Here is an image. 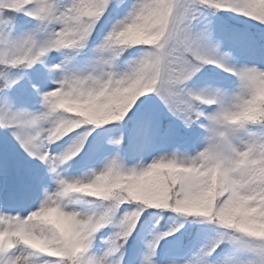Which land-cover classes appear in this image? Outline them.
Wrapping results in <instances>:
<instances>
[{"label":"snow or ice","instance_id":"obj_1","mask_svg":"<svg viewBox=\"0 0 264 264\" xmlns=\"http://www.w3.org/2000/svg\"><path fill=\"white\" fill-rule=\"evenodd\" d=\"M83 3L84 0H0V39H5L13 47L30 44L39 51V55L26 61L27 67L16 58L7 55L0 57V128L10 132L31 159L46 165L47 173L50 174L39 176L30 168L23 169L25 192H30L34 185L39 186L43 188L42 198L37 195L24 206L20 203L23 196H14L0 203V233L9 234L6 243L0 245V264H37L34 257L40 255L46 257L40 264H220L221 260L213 261L212 256L222 245L230 248L223 264H236L237 260L247 261V264H264V243L256 242L240 232L226 239L225 233L233 230L221 224L218 225L231 231L215 230V238L188 258H184L186 254L182 253V241L176 239V234L181 232L186 223L196 222L188 220L189 217L208 220L207 216L213 211L217 215L226 212L256 215L264 211V205L260 202L264 194L257 192L246 194L244 202L236 207H232L233 200L229 197L213 202L207 213L202 212L207 206L206 201L194 203L191 209L182 208L181 205L188 201L189 188L200 177L180 175L176 170L182 165H199L209 158L211 164L224 169L226 164L234 166L244 156L260 155L259 150L264 147V121L233 123L230 117L255 100L258 80L260 74L264 73V67L228 63L229 53L221 52L209 27L188 28L184 25L202 9L235 13L251 10L255 20L264 23V8L257 7L255 0H224L223 3L221 0H194V6L185 0H176L181 11L176 19L177 27L169 40L177 70L166 72L161 78L144 84L135 96L121 100V118L94 119L83 125L101 127L117 123L127 125L135 121L138 134L129 142V155L141 161L149 156L152 159L146 164L142 162L127 167L120 155L124 136L108 141L116 146V153L108 156L105 143L100 138L101 133L95 128L79 127L61 139H55L51 132L58 122L57 115L77 119L71 113L76 112L80 105H87L90 110H94L110 102L116 92L115 86L122 78H127L126 73L117 72L115 68L124 66L117 64V58L120 60L128 49L122 55L117 53L111 61L104 60L102 56L90 61L76 60L74 63L65 59L53 64L52 70L35 72L34 77L23 71L36 64L47 68L43 58L54 50L71 49L61 47V40ZM133 9L134 0H110L99 23L91 30L88 41L94 32L104 36L116 22H127ZM137 46L146 47L137 48L134 55L130 53L133 57H139L149 47ZM208 65L235 76L239 87L228 93L211 83L201 84L198 76ZM25 76H28L30 83L35 78L40 84L38 88L32 85L36 91L28 96L14 87ZM50 81L55 87L50 86ZM56 89L72 97L77 107L61 113L59 109L67 107L68 102L57 104L54 101ZM150 101L158 103L153 106ZM35 104H39L35 110L27 107ZM161 108L186 130L202 128L204 151H197L195 156L187 152L178 155L175 151L161 154L169 144L176 143L178 135L172 124H168L162 136L158 135L159 129L165 124V118L158 110ZM249 125H258L260 131H249ZM111 130L102 129L103 132ZM190 139L194 143L199 142L201 136L198 133ZM53 145L60 150H54ZM70 145H76L78 149L71 159L68 158ZM84 154H89L102 166L92 167L90 175L83 177L66 178L61 175L63 165L70 161L78 163L77 158L82 160ZM113 171H118L127 187L112 188L103 193L105 199L100 201L101 206L97 211L67 210L65 201L71 196L66 191L68 186L83 183L86 176L95 180ZM47 180L55 181V190L49 191L44 186ZM47 208L58 209V214L45 216L35 222L29 219L30 214ZM167 210L181 214L185 219L162 229L160 220ZM21 211L27 212V215H21ZM189 212L202 214H187ZM153 217L159 219L155 220L147 236H141L142 226ZM86 220H90L89 226L79 236V247L74 248L77 238L73 221ZM101 222L106 226L101 227ZM40 225L42 228L37 231ZM21 227H26L40 237V243L29 246L13 239L11 234ZM169 237L176 240L175 250L162 253V241L166 242ZM53 244L61 245L62 250L52 247ZM169 256L173 258H167Z\"/></svg>","mask_w":264,"mask_h":264},{"label":"clouds","instance_id":"obj_2","mask_svg":"<svg viewBox=\"0 0 264 264\" xmlns=\"http://www.w3.org/2000/svg\"><path fill=\"white\" fill-rule=\"evenodd\" d=\"M108 2L110 0H84L72 26L63 35L60 46L71 49L87 47L91 30L99 23L100 18L106 11ZM185 2L194 6V0H185ZM223 2L224 0H221V3ZM255 5L264 8V0H255ZM180 11L181 9L176 5V0H134V9L130 12L127 22L118 21L105 33L99 43L92 49L93 58L102 56L104 60L111 61L117 53L122 55L124 51L137 45H148V49L139 57H132L125 61L123 67L118 66L115 68L117 72L126 73L127 78H122L115 86L116 92L110 98L108 104L94 110H90L87 105H80L76 112L71 113V115L78 117L77 119H68L57 115L58 122L54 126L51 135L55 139H61L94 119L121 118V100L135 96L144 84L161 78L166 72L176 71L177 61L169 36L177 27L176 19L180 15ZM237 14L255 19L251 10ZM194 21H197L196 14H193V18L189 19L184 26L195 28ZM5 55L18 59L20 64L27 67L26 61L39 55V51L30 44L13 47L5 39H0V57ZM118 61L119 57L117 58V64ZM237 87H239V84ZM53 99L57 104L64 101L68 102L67 107L59 109L61 113L67 112L69 108L77 107L73 98L62 93L60 89L55 90ZM230 120L233 123L264 121V73L260 74L255 100L243 109L234 112ZM77 150L76 145H70L68 158L71 159L76 155ZM199 151L202 152L204 149L202 148ZM259 152V156H244L234 166L226 164L224 169L211 164V158L199 165L180 166L176 169L180 175L187 174L200 177L199 181L189 188L188 201L182 204L181 207L191 209L194 203L206 201L207 206L202 209V212L207 213L208 207L213 202L231 197L233 200L232 207H236L244 202L243 197L248 193L264 194V147H261ZM195 155L196 153L193 154V156ZM173 167L175 168L174 165ZM121 187H127V185L118 171H113L107 176H99L95 180H91L86 176L83 183L68 186L66 191L71 196L65 201V204L78 202L81 194L87 197H95L98 201H101L105 199L103 193L112 188ZM260 202L264 205V195H262ZM54 214H58V209L47 208L30 214L29 219L35 222L40 221L45 216ZM187 214L199 215L202 213L189 212ZM207 218L233 230L230 233H225L226 239L234 236L236 232H240L256 242L264 243V211L256 215L235 212L217 215L213 211ZM73 223L77 238L74 242V248H78L79 236L88 228L90 220L73 221ZM100 226L104 227L106 225L101 222ZM41 228L42 225L38 226L36 230L40 231ZM11 237L29 246L37 245L41 240L40 237L34 235L26 227H21L12 233ZM8 239L9 234L0 233V245L5 244ZM52 247L62 250L61 245L58 244H53ZM223 259L220 264H223ZM236 264H247V261L237 260Z\"/></svg>","mask_w":264,"mask_h":264},{"label":"trees","instance_id":"obj_3","mask_svg":"<svg viewBox=\"0 0 264 264\" xmlns=\"http://www.w3.org/2000/svg\"><path fill=\"white\" fill-rule=\"evenodd\" d=\"M27 19V18H25ZM197 28H203L204 26H207L211 29V31L215 28L217 32L221 35H224L226 38H229L230 40L235 41H247V43L253 44L257 47L258 44H261L262 47H264V23H260L256 21L255 19L237 14L233 11H216L212 12L208 9H202L199 13H197V21H194ZM99 28V26H98ZM98 36H100L99 32H94L92 34V38L88 41L87 47L90 46V43L93 39H96ZM85 47L82 50H76L72 49L74 53L79 52L82 53L86 50ZM146 47V46H135L132 48H129L121 57L119 60V64L121 66L124 65L125 61H128L130 58L133 57V55L137 52V48ZM133 54V55H130ZM41 64H36L32 68V71L37 72L41 69ZM212 76H218L219 79H228L233 80L232 75H230L227 72L222 71L219 68H216L213 65H208L206 68L199 74L198 79L200 83L206 82L209 79L212 80ZM19 83V82H18ZM150 105H155L158 102H149ZM162 116L165 118V124L161 126L159 129L158 135L162 136L168 124H172L178 131V134H189L194 135L197 134L199 127H194L192 129H184L179 122L174 121L170 116L167 115L166 112L163 111V109H158ZM82 127H91L95 128L97 132L101 133V139L104 141V143L108 142L110 139H115L119 136H124L125 140L124 143L121 145V148L123 151L127 152L129 150L130 145L129 142L132 140V138L138 134V129L135 127V121L132 123H129L127 125H121V124H108L101 127L97 126H82ZM250 130L254 132L260 131L258 125H249L248 126ZM108 128L112 129L108 132H103L102 129ZM148 135H152V133H148ZM0 143L2 146H6L8 149L9 154H11L13 157H21L24 159H29V156L24 152V150L19 146V144L15 141V139L12 137L11 133L5 130L4 128H0ZM84 160L88 159L90 160L89 154H84ZM82 159V161H83ZM81 159H79L80 161ZM150 178V182H151ZM82 195V194H81ZM82 197L86 200V203L88 205H91L95 211L100 209L101 202L98 201L96 198L93 197ZM163 212V210H160ZM156 219H159V217H153L150 219L155 222ZM171 219V220H170ZM185 219L181 214H176L174 212H171V210H167L166 214L164 215V218L160 220V226L161 227H169L171 224L179 223L181 220ZM188 220L196 221L194 223H186L184 228L181 230V232L176 234V237H181L182 244L190 243L193 237L197 234L201 233H209L211 235V239L215 238L217 235V231L220 232H227L231 231L228 229H224L222 226H219L217 223L207 220L206 218L202 217H189ZM171 221V222H170ZM173 238V237H169ZM230 252V251H229Z\"/></svg>","mask_w":264,"mask_h":264},{"label":"rangeland","instance_id":"obj_4","mask_svg":"<svg viewBox=\"0 0 264 264\" xmlns=\"http://www.w3.org/2000/svg\"><path fill=\"white\" fill-rule=\"evenodd\" d=\"M213 37H214V42L219 44L221 52H227L229 53V59L228 63L233 64L235 66H241L243 64H247L249 66L255 65L257 66V62L259 61V57L257 56L256 48L253 46L249 45L246 41H232L227 39L224 35H221L219 31L215 30V28L212 30ZM71 49H64V50H54L51 52L48 56L45 57L46 59V65L47 68H45L44 71L47 70H52L53 64H58L64 61L65 59H69L71 62H75L76 60L75 55L73 54V51H70ZM67 53V55H65ZM261 56V55H260ZM93 58V51L89 52L86 57L81 58L86 61H90ZM79 59V60H81ZM264 60V59H262ZM260 66V65H259ZM24 82H27L28 84L31 85H36V88L40 86L39 82L34 78L31 80V83L28 80V76H25V78L22 80ZM51 87H55V84L52 83L51 81L49 82ZM238 86V81L236 83H229V82H221L219 83V86L222 90L231 93L234 91ZM36 88L31 87L29 91L35 92ZM30 110H35L36 108L39 107V104L37 106L34 105H28ZM211 110V109H210ZM197 143V142H196ZM195 143V144H196ZM173 144H169L168 146H172ZM105 146L107 148V153L106 155L111 156L116 153V146L106 142ZM63 147V145H61ZM54 150L59 151L60 149L56 148V145H53ZM188 148V147H187ZM203 148V141H201V145L194 150L193 146H190L188 149H184V151L179 150L175 151L177 152L178 155L187 152L190 155L195 154L197 151L201 150ZM174 151V150H173ZM171 149L168 152H162L161 154H167L173 152ZM124 160V163L127 167H133L136 166L140 163H149L151 162L152 157L149 156L147 159L141 161L140 159L135 161L130 157L129 154L121 156ZM79 160V158H77ZM91 162L86 163V162H81V160L78 163L73 164L71 161L67 162L65 165L61 167V175L64 177H83L85 175H90L91 173V168L92 167H101L102 163H97L95 159H91ZM45 170L44 174H40V171L38 169H35L34 167L31 166H25L18 171L13 164L7 159L2 157L0 159V203H3L5 200H8L14 196H23L24 199L20 201L21 205L24 206L29 202V199H35L37 195H39L41 198L43 196V188L34 185L31 189L30 192H25V187L22 189H19L17 187V184L15 183V179L17 178L18 175L22 176V171L25 168H30L32 169L37 175L39 176H46L50 175L47 173V168L46 165H43L39 161H37ZM92 162L94 164H92ZM86 163V164H85ZM92 164V165H90ZM20 172V173H19ZM46 174V175H45ZM23 177V176H22ZM24 179V177H23ZM25 181V179H24ZM45 187L49 189V191H53L56 188V183L55 181L52 180H47L45 182ZM67 210H75L77 212H92L95 211V209L89 205H87L82 198V195L80 196V199L76 203H69L67 204ZM21 215H27V212L21 211ZM155 222H149L147 223L141 230L140 234L141 236H147V234L152 230V225ZM172 225V224H171ZM107 231V229L105 230ZM209 233L208 235L202 234L200 244L197 246V249L195 252H197L204 244L210 242L209 239ZM179 240V238H176ZM180 241V240H179ZM176 240L172 239L167 241L166 243L162 244V253H171L173 252L174 245H175ZM99 240L97 241V245H99ZM194 252V253H195ZM193 254V253H192ZM191 254V255H192ZM189 255V256H191ZM188 256V257H189ZM184 257V258H188ZM167 258H173L171 256ZM34 259L37 260V264H40V262L45 259L42 255L34 257ZM213 261H219L218 260H213Z\"/></svg>","mask_w":264,"mask_h":264}]
</instances>
